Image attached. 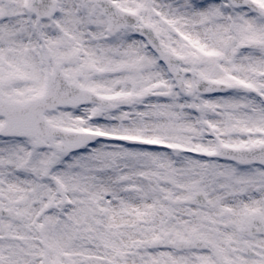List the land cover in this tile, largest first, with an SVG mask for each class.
Masks as SVG:
<instances>
[{"label":"snow or ice","instance_id":"6c2138e0","mask_svg":"<svg viewBox=\"0 0 264 264\" xmlns=\"http://www.w3.org/2000/svg\"><path fill=\"white\" fill-rule=\"evenodd\" d=\"M0 264H264V0H0Z\"/></svg>","mask_w":264,"mask_h":264}]
</instances>
